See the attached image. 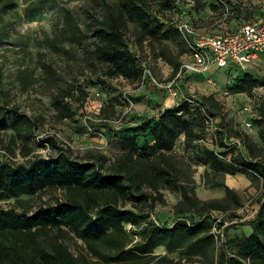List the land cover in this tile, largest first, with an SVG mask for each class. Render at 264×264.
<instances>
[{"label": "rangeland", "instance_id": "1", "mask_svg": "<svg viewBox=\"0 0 264 264\" xmlns=\"http://www.w3.org/2000/svg\"><path fill=\"white\" fill-rule=\"evenodd\" d=\"M104 1L122 16V43L135 55L137 67L147 66L162 85L173 79L174 70L189 56L184 22L196 30L203 29V33L230 30L241 23L244 14L258 8L257 4H264V0H224L226 6L215 9L212 5L216 0H195V6L170 0L172 6L167 9L161 6L163 0H150L151 21L164 26L160 32L149 34L141 30L133 7L119 9L117 0ZM105 2L0 0V167L6 162L23 166L25 175L38 183L41 176L37 168L61 153L86 163L94 161L92 152H100L108 158L105 165L111 171L112 160L130 149L131 136L135 135L139 147L153 144L148 130L134 132L132 127L141 122L153 127L161 112L177 103L169 99L164 87L148 80L141 83L111 77L113 64L98 48V20L106 14ZM192 74L179 80L180 87L185 93L202 97L214 118V128L198 123L194 127L197 136L187 144L183 133L178 134L167 154L176 170L174 178L157 182L158 194L144 186L143 192L154 197L146 203L121 198L116 206L131 211L128 221L136 232L155 223L154 219L162 225L175 220L176 208L189 205L182 203L184 191L186 195L198 192L201 200L223 198V188L221 192L210 188L222 183L234 189L237 197H229L225 211L211 213L221 220L216 230L228 241L226 245L218 237L214 244L199 247L186 242L174 253L160 250L142 256L147 264H217L222 249L236 250V243L229 241L234 235L246 236L241 223L250 224L248 236H253L257 212L264 208V51L244 67L213 65L206 72ZM243 81L246 86L241 85ZM245 106L250 110H244ZM247 141L251 142L258 170L244 167L252 158ZM205 149L213 151L223 166L212 167ZM142 153L148 156L152 150L137 152ZM65 195L62 188L53 185L18 195L0 188V208L30 216L40 206L57 207ZM109 200L112 196L105 194L97 201ZM147 213V218L143 217ZM62 229L58 241L73 255L83 254L90 260L95 257L71 228L62 225ZM56 232L54 227H46L34 240L25 233L20 236L26 242V252L39 257L40 250L50 252ZM127 236L129 248L131 237Z\"/></svg>", "mask_w": 264, "mask_h": 264}, {"label": "trees", "instance_id": "2", "mask_svg": "<svg viewBox=\"0 0 264 264\" xmlns=\"http://www.w3.org/2000/svg\"><path fill=\"white\" fill-rule=\"evenodd\" d=\"M117 3L119 9H135V16L142 31L154 34L163 28V23L151 21L150 11L153 5L150 0H117ZM104 4L107 11L103 18L98 20V48H102L113 64L111 77L122 76L140 80L142 68L137 67L135 55L125 49L122 43V16L112 6L106 2ZM161 6L169 9L172 3L170 0H163ZM212 7L216 9L219 5ZM176 70L177 68L174 72ZM245 80L251 81L248 77ZM241 85L246 86V83ZM199 101L204 106L200 96ZM204 109L213 117L209 109L205 106ZM204 122V116L198 108L186 101H179L175 107L162 111L153 127L148 122H141L132 127L134 132L148 130L153 144L145 143L139 147L135 135L131 136L128 140L131 143L130 149L112 160L111 171H108L105 165L108 158L96 151L91 153L94 161L86 163L72 160L64 153L59 154L49 163L37 168L41 176L38 183L30 175H25L26 169L23 166L14 167L7 162L1 165L0 188L10 195H18L20 192L33 193L39 186L44 185L62 188L66 195L63 201L58 202L57 207L40 206L30 216L26 213H9L0 208V264H8L7 259L9 264H147L148 261H142V256L153 255L159 245L172 252L181 249L186 242L188 246L193 247L214 244L211 233L213 219L210 214L214 210L225 211L229 197H237L234 189L222 183L216 184L225 187L226 195L221 199L201 200L195 194L186 195L184 191L185 198L182 203L185 204L186 201L189 205L176 208V219L168 225H162L154 219L155 223L136 231L139 234L138 240L133 241L130 236L129 248L124 223L130 222L128 218L131 211L116 206L121 198L140 204L146 203L148 198H154L151 193H144L143 188L149 186L158 194L157 182L167 183L176 175L167 155L175 137L183 133L185 143L191 142L197 136L194 127ZM241 137L247 138L245 135ZM246 145L252 158L244 167L258 170L255 154L251 151V142L247 141ZM147 149L152 150V154H137L138 151L145 152ZM205 152L212 167L223 166V162L217 159L213 151L205 149ZM105 194L111 195L112 200L99 203L97 200ZM147 216L148 213L143 215L146 218ZM62 225L68 226L75 235L82 238L95 257L90 260L83 254L73 255L65 244L59 242L58 239L64 232ZM46 227H54L57 230L50 252L40 250L39 257L27 253L26 242L20 234L25 233L29 240H34ZM259 232H262V235L257 234ZM227 241L228 239L224 244L227 245ZM229 241L236 243V250L226 252L222 249L217 264H264V208L261 207L257 212L253 236L234 235ZM101 245L104 250L100 249ZM158 258L164 260L165 257Z\"/></svg>", "mask_w": 264, "mask_h": 264}, {"label": "built area", "instance_id": "3", "mask_svg": "<svg viewBox=\"0 0 264 264\" xmlns=\"http://www.w3.org/2000/svg\"><path fill=\"white\" fill-rule=\"evenodd\" d=\"M178 2H185L188 6H195V0H177ZM217 5L226 6L224 0H216ZM185 31L188 35L189 53L188 58L184 60L177 70L174 72L173 79L160 84L156 81L150 73L147 66L142 67L141 83L146 80L150 81L155 86H162L166 90L170 100L178 103L179 101H186L198 108L204 116L205 122L211 125L214 118L211 117L204 106L199 101L197 93H185L179 85V80L184 76L192 73L206 72L211 66L225 67L230 65H240L244 67L254 62L257 55L264 51V12L253 20L242 22L235 30H213L209 33H197L196 29L190 25L183 23ZM119 79H124L122 76H117ZM208 81L215 85V83L208 77ZM261 87V86H260ZM244 110H250V106H245ZM246 126H250V122H246ZM214 130V129H213ZM234 142L240 143L239 139ZM213 219L211 233L213 234L216 242L218 237L220 242L225 241L223 232L216 230L217 223H222L219 218H215L212 213L210 214ZM125 231L132 237L133 241L139 239V234L135 232V227L132 223H124Z\"/></svg>", "mask_w": 264, "mask_h": 264}, {"label": "crops", "instance_id": "4", "mask_svg": "<svg viewBox=\"0 0 264 264\" xmlns=\"http://www.w3.org/2000/svg\"><path fill=\"white\" fill-rule=\"evenodd\" d=\"M254 4H256V3H254ZM257 6H258V8H254V10H251L250 12H248V14H244L243 15V18H242V21H241V23L242 22H244V21H247V20H253L254 18H257V17H259L263 12H264V4H262V5H259V4H257ZM241 7H242V4H241ZM241 23H239V25L241 24ZM239 25L238 26H236V28H231L230 30H235V29H237L238 27H239ZM203 29H197L196 31H197V33H203V31H202ZM206 33V32H205ZM209 33V32H208ZM193 75V74H192ZM190 76V74H188V75H186V77H189ZM180 85V84H179ZM221 186V187H220ZM212 190H214V191H217V192H221V190H222V188H223V192H221V193H223V198L225 197V195H226V190H225V187L223 186V185H217V186H211L210 187ZM196 195H198V192L196 193ZM221 199V198H220ZM242 224V229L245 231V233H246V236H248V229L247 228H249V226H250V224L248 223V224H243V223H241ZM163 251L164 253H174V252H176V251H172V252H169V251H167L166 250V248L163 246V245H159L158 247H156L155 248V252H157V251ZM163 253V254H164Z\"/></svg>", "mask_w": 264, "mask_h": 264}]
</instances>
